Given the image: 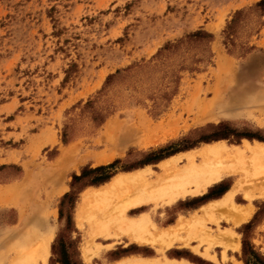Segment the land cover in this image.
I'll use <instances>...</instances> for the list:
<instances>
[{"label": "rangeland", "instance_id": "obj_1", "mask_svg": "<svg viewBox=\"0 0 264 264\" xmlns=\"http://www.w3.org/2000/svg\"><path fill=\"white\" fill-rule=\"evenodd\" d=\"M259 1L0 0V198L28 174L31 200L46 209L48 223L55 228L47 264L156 258L150 247L124 237L98 238L94 243L101 251L85 262L82 249L90 228L76 225L83 196L117 175L144 168L152 171L153 180L162 173V161L178 155L182 158L178 168L183 167L186 153L196 155L207 145L223 143L229 149L246 143L264 145L256 140H264V13L258 11L264 7H255ZM237 11L242 15L227 37L225 27ZM198 30L213 39L207 48L211 58L197 64V72L179 71L201 56L204 47L197 43L153 59L166 43ZM126 68L130 70L121 72ZM218 137L224 139L202 142ZM192 145L155 162L160 155ZM70 147L71 154L58 166L57 160ZM99 156L107 161L97 164ZM113 161L117 163L108 170L114 173L108 182L82 190H77L82 182L71 187V177L82 169ZM95 176L88 174L84 181ZM242 179L226 177L210 188H228L227 193ZM208 190L201 197L158 208L155 224L163 230L178 217L198 212L217 199L206 200ZM235 203L247 205L241 194ZM251 203L253 213L246 222L233 226L220 211L217 225H207L213 233L233 231L239 243L235 252L212 248L217 264H243V236L249 249L264 258V199ZM18 221L15 206L0 204V256L11 251L8 236ZM174 251H185L183 258L195 264H216L180 247L166 250L165 256L185 260ZM11 257L4 264H11ZM246 258L253 260L250 254Z\"/></svg>", "mask_w": 264, "mask_h": 264}, {"label": "bare ground", "instance_id": "obj_2", "mask_svg": "<svg viewBox=\"0 0 264 264\" xmlns=\"http://www.w3.org/2000/svg\"><path fill=\"white\" fill-rule=\"evenodd\" d=\"M218 88L214 91L215 98ZM71 151V147L66 149L56 164L63 166ZM103 157H97V164L107 161ZM185 157L186 164L179 168L182 158L178 155L159 163L162 173L153 180L149 179L152 171L144 168L117 175L104 187L83 196L76 225L80 229L85 224L90 228L89 240L82 249L85 262L101 251V246L94 243L98 238L109 240L124 237L141 247H150L157 256L129 258L116 264H189L165 256L166 250L176 246L212 262H216L215 255L210 254L214 247L238 251L239 243L233 231L218 229L213 233L208 231L207 225H217L216 217L222 211L227 215L226 221L238 226L251 217V202L264 199V145L246 143L242 148L229 149L223 143H215L207 145L196 155L186 153ZM235 175L243 179L233 184L231 190L221 198L202 206L189 217H178L175 224L166 229H159L155 224L158 208L172 206L190 197H201L211 186ZM30 180L27 174L20 185L7 189L6 195L0 198V204L15 206L19 215L18 226L8 236L11 251H5L0 256V264H4L10 254L11 264H47L55 228L48 223L50 217L46 209L34 206ZM60 191L61 188H58L56 193ZM238 194L243 196L246 206L235 203ZM194 242L198 246H192ZM201 246L205 247L203 251L200 250Z\"/></svg>", "mask_w": 264, "mask_h": 264}, {"label": "trees", "instance_id": "obj_3", "mask_svg": "<svg viewBox=\"0 0 264 264\" xmlns=\"http://www.w3.org/2000/svg\"><path fill=\"white\" fill-rule=\"evenodd\" d=\"M255 7L256 8L264 7V0H260L259 2H257L255 4ZM258 11H260L261 13H264V10H258ZM241 15H242V11H237L233 14V17L231 18L230 22L225 27L227 37H228V35H230V33H228V32H230L232 30L234 24L236 23L237 18H239V16H241ZM212 39L213 38L210 34L204 32L202 30L195 31L189 35H186L185 37H183L181 39H178L174 43H166L159 51H157V53L155 54L153 59L158 60L162 57L163 53L173 54L176 50H178L179 48H181L183 46L188 47V46H190L191 43L192 44L197 43V44L204 47V50L202 51L201 56L198 58L191 59L189 62L190 66H185V67L181 66L180 70H179V71L187 70L189 72H197L198 69L196 68V65L201 64L202 62H206L207 60H209L211 58V54H210L209 50H207V48H208V44L212 41ZM225 39H227V38H225ZM128 70H130V68H126L125 70H123L121 72H126ZM118 73H119V71H116L115 75ZM112 78H113V75L108 76L106 79V82H109V80H111ZM177 80H178V77H175V79L173 80V83L176 84ZM172 93H173V91H172ZM163 96L166 100H169V99H167L166 94H164ZM222 139H224V138H219V137L215 138V139L214 138L213 139L203 138V141L202 140L201 141L204 143H210L213 140L217 141V140H222ZM248 139L251 140V138H248ZM256 140L264 143L263 139L256 138ZM63 143H65V142L63 141ZM192 147H193V145L186 147L184 149L173 150L167 154L160 155L159 157H157L155 162L158 163V162L162 161L163 159H165L169 156H172L174 154H177V153L185 151V150H190ZM116 163H117V161H113L112 163H110L106 166H97L94 168L82 169L78 176L73 175L71 177V187L75 183L82 182V183H80L79 187L77 188V190H82L83 188L88 187V186H98L100 184H104V183L108 182L114 174V173H110L108 170H110ZM88 174H94V175L97 174V176H95L94 178H91L89 180L87 179L84 181V179L88 176ZM209 200H211V199H209ZM253 220H254V218L250 222H248L247 224L243 225L241 227L242 231H245L248 227H250L253 224V222H252ZM243 237L241 240V254H242L241 255V261H242V263L243 264H264V258L262 256H260L259 254H257L256 252L250 250L249 246H248L249 244H247L246 239H244ZM248 254H250L251 258L253 259L252 262H250V260L246 258V255H248Z\"/></svg>", "mask_w": 264, "mask_h": 264}, {"label": "crops", "instance_id": "obj_4", "mask_svg": "<svg viewBox=\"0 0 264 264\" xmlns=\"http://www.w3.org/2000/svg\"><path fill=\"white\" fill-rule=\"evenodd\" d=\"M70 144V143H69ZM69 144H67V145H69ZM67 145H65V146H67ZM65 146H63V147H65ZM60 152V151H59ZM71 154V153H70ZM69 154V155H70ZM59 155V153L57 154V156ZM69 158V157H68ZM68 161H69V159H67ZM67 164L66 165H68L69 163L68 162H66ZM212 187V186H211ZM228 190V188L227 189H224V190H220V186H217V188H210L209 190H208V193H207V198H206V200H208V201H211V200H214V199H219L222 195H224L225 193H226V191ZM207 192V191H206ZM205 197V196H204ZM204 197H203V199H204ZM200 199H202V198H200ZM209 199H211V200H209ZM205 200V201H206ZM183 201H185V200H183ZM205 201H203V202H201V203H199V205H201V204H204V202ZM208 201H206V202H208ZM198 202V201H197ZM197 202H194V203H197ZM205 202V203H206ZM208 204V203H207ZM198 205V206H199ZM205 206V205H204ZM218 217V216H217ZM177 247V246H176ZM188 250V249H187ZM190 251V250H189ZM191 252V251H190ZM191 253H193L194 255H197V256H199L198 254H196V253H194V252H191ZM174 254H177V255H179V259L181 258V259H185V260H187L188 261V263L190 262V263H192V264H195V263H193L192 261H190L187 257L186 258H183V256L185 255V251L184 252H182V253H177L176 251H174ZM199 257H201V256H199ZM157 258V257H156ZM172 258H175V257H172ZM178 258H176V259H178ZM202 258V257H201ZM215 258H216V262H212V261H209V262H212V263H218V259H217V257L215 256ZM159 259H161L162 260V258H160L159 257ZM200 259V258H199ZM202 259H204V258H202ZM201 259V260H202ZM171 260H174V259H171ZM185 260H177V261H185ZM204 260H206V259H204ZM204 260H202V261H204ZM186 261V262H187ZM206 261H208V260H206ZM205 261V262H206ZM189 263V264H190Z\"/></svg>", "mask_w": 264, "mask_h": 264}]
</instances>
